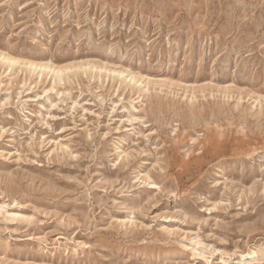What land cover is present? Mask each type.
<instances>
[{
	"label": "rangeland",
	"instance_id": "obj_1",
	"mask_svg": "<svg viewBox=\"0 0 264 264\" xmlns=\"http://www.w3.org/2000/svg\"><path fill=\"white\" fill-rule=\"evenodd\" d=\"M0 264H264V0H0Z\"/></svg>",
	"mask_w": 264,
	"mask_h": 264
},
{
	"label": "bare ground",
	"instance_id": "obj_2",
	"mask_svg": "<svg viewBox=\"0 0 264 264\" xmlns=\"http://www.w3.org/2000/svg\"><path fill=\"white\" fill-rule=\"evenodd\" d=\"M8 63H10L9 65H12L15 63V60H12L10 58H4ZM31 66H34L35 68H38V69H48V67H46L45 65H41V64H33V63H30ZM61 71H57V73H60ZM131 80H133V78H131Z\"/></svg>",
	"mask_w": 264,
	"mask_h": 264
}]
</instances>
